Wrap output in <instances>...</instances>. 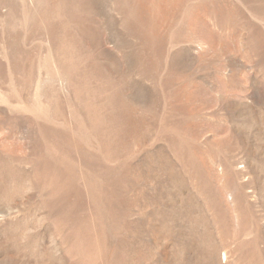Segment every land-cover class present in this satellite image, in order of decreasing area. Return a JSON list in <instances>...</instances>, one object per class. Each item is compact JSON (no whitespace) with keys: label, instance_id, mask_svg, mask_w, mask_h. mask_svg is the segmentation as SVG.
<instances>
[{"label":"rangeland","instance_id":"1","mask_svg":"<svg viewBox=\"0 0 264 264\" xmlns=\"http://www.w3.org/2000/svg\"><path fill=\"white\" fill-rule=\"evenodd\" d=\"M0 264H264V0H0Z\"/></svg>","mask_w":264,"mask_h":264},{"label":"bare ground","instance_id":"2","mask_svg":"<svg viewBox=\"0 0 264 264\" xmlns=\"http://www.w3.org/2000/svg\"><path fill=\"white\" fill-rule=\"evenodd\" d=\"M63 177V176H62ZM71 178V177H70ZM64 181V180H63Z\"/></svg>","mask_w":264,"mask_h":264}]
</instances>
